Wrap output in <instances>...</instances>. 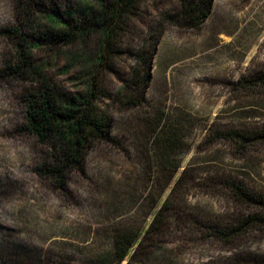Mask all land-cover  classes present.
<instances>
[{
    "label": "rangeland",
    "instance_id": "374dc122",
    "mask_svg": "<svg viewBox=\"0 0 264 264\" xmlns=\"http://www.w3.org/2000/svg\"><path fill=\"white\" fill-rule=\"evenodd\" d=\"M178 8V0H135L123 12L94 69L114 141L94 145L65 193L38 174L44 149L22 129L31 79L2 73L18 55L1 31L21 19L16 0H0V264H126L112 258L115 230L126 228L143 237L133 264H264V88L256 85L264 0H214L197 30L167 18ZM101 37L42 47L32 58L74 94L86 88L78 76ZM139 52L151 74L138 102L127 85L142 67ZM170 121L179 128L181 165L171 173L150 164L154 131ZM229 131L248 140L223 138ZM231 182L263 201L239 203ZM163 205L161 227L145 235ZM239 225L248 226L229 242L213 236L215 227Z\"/></svg>",
    "mask_w": 264,
    "mask_h": 264
},
{
    "label": "trees",
    "instance_id": "16d2710c",
    "mask_svg": "<svg viewBox=\"0 0 264 264\" xmlns=\"http://www.w3.org/2000/svg\"><path fill=\"white\" fill-rule=\"evenodd\" d=\"M178 1V10L167 18L186 30L200 29L209 19L214 4V0ZM134 2L135 0H16V10L21 19L19 27L1 31L3 36L13 39L18 55L16 62L5 66L3 75L31 79V88L23 99L22 129L44 149V161L37 166L36 171L59 192L66 193L70 178L84 172L87 157L94 145L114 141L111 121L97 106L99 92L94 81V69L104 60L109 40L123 12L129 10ZM93 32H100L102 37L95 46L93 59L84 64L79 73L78 79L86 85L80 92L73 94L56 87L46 76L43 66L33 61L32 52L35 50L42 47H72L80 41L87 42ZM147 57L145 52H139L137 59L142 67L135 70L127 85L132 100L137 98L138 102L139 98L145 97L151 74L150 60ZM256 83L264 88V73L257 76ZM222 137L248 140L237 131L223 133ZM179 138V128L171 121L154 131L152 144L155 146L153 149L156 157L152 159L151 167L155 162L158 167L170 173L181 168L180 163L174 160L179 148ZM228 189L235 200L243 205L263 201L234 182L229 184ZM164 212L163 205L145 235L161 227ZM253 220L250 218L249 224ZM239 226L241 227L238 229L230 226L215 227L213 236L229 242L248 225ZM142 239L141 230L137 228L115 230L112 252L114 261L133 264L134 256L144 246Z\"/></svg>",
    "mask_w": 264,
    "mask_h": 264
}]
</instances>
